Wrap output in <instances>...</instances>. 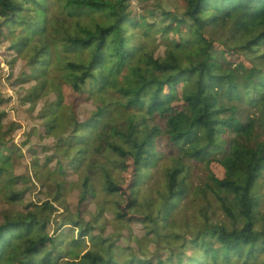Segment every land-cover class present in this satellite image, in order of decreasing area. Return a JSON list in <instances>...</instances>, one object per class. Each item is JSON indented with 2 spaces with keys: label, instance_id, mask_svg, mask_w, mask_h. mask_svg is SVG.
I'll return each instance as SVG.
<instances>
[{
  "label": "trees",
  "instance_id": "trees-1",
  "mask_svg": "<svg viewBox=\"0 0 264 264\" xmlns=\"http://www.w3.org/2000/svg\"><path fill=\"white\" fill-rule=\"evenodd\" d=\"M248 1L0 0L7 81L18 58H36L33 73L10 86L33 119L26 142L49 151L57 143L67 160L62 175L50 165L53 153L38 163L32 151L7 146L20 127L0 90V264H264V0ZM85 12L111 21L70 30L60 17ZM84 91L96 106L80 118ZM65 104L69 113L60 114ZM112 148L123 180L118 218L170 248L155 262L122 261V245L86 238L80 209L65 222L55 218L54 204L79 179L95 192L97 160ZM158 168L155 188L139 202ZM34 177L49 194L44 205L27 192ZM185 201L198 213L196 228L177 223V214L189 218ZM91 242L103 250L83 252Z\"/></svg>",
  "mask_w": 264,
  "mask_h": 264
},
{
  "label": "rangeland",
  "instance_id": "rangeland-1",
  "mask_svg": "<svg viewBox=\"0 0 264 264\" xmlns=\"http://www.w3.org/2000/svg\"><path fill=\"white\" fill-rule=\"evenodd\" d=\"M237 6H247L249 5L248 0H235ZM164 4V3H163ZM264 9V7H263ZM167 10H171L170 7ZM88 11V10H86ZM61 19L63 23L70 29H74L76 25L81 26H91L93 24L104 25L111 21L110 17L105 12L99 13H89L85 12L80 17H70L66 14H62ZM7 56L4 54V50L0 48V90L3 97H11L12 103L8 105L5 109L7 110L12 119L19 125L20 129L18 134L14 137V140L9 142L7 146H11L14 149L21 148L23 151H32L31 156L36 157L38 163L44 161L45 155L53 153V159L51 166H53L58 172L63 175L61 171L63 165L66 163V159L59 157V151L55 148L57 143L51 145V151L47 148L39 147L38 142H31L27 144L26 139L28 134L33 127V119L31 115H25L18 107L16 103L15 96L10 86L17 79L21 73L32 74L34 71L36 58L33 55H22L17 59L15 65L13 66L14 80L7 81V78L10 74L8 68ZM38 60V59H37ZM48 97L51 99H56V95L53 89H49ZM80 101L79 107V116H88L95 109V104L90 103L87 100L85 91L78 96ZM69 108L65 104L60 108V114H68ZM79 137V136H77ZM76 137V139H77ZM75 139L73 136L71 142ZM75 142V141H74ZM75 144V143H74ZM33 147H36V152L33 150ZM119 159V152L115 149H109L104 153V156L97 160L96 168V177H95V192H89L86 187L83 185L84 180L79 179L73 186L72 192L61 200L60 204H54L55 209L58 213L55 215V218L61 222L66 221L71 218V214L74 211H81L80 222L86 227V238L89 239L92 236L99 238V240H104V245L120 244L126 248L123 253H120V258L122 261L129 259L131 256L139 259H148L155 262L159 256L165 253L170 252V248L161 241L155 238L153 233H148L145 226L139 223H128L124 220L118 218V205L123 203V197L120 195L119 188L121 182L123 181L119 175V172L112 167V163ZM30 170L33 172L35 170L34 164L30 163ZM107 172L109 176L106 178L104 172ZM18 172H15V175H18ZM161 175V169L158 168L150 177L145 185L139 188L138 200L142 202L149 195L150 191L155 188L156 182L158 181ZM30 190H27L32 200L38 204L42 205L47 201L46 197H49L47 194L46 186H43L35 177L32 179L31 183L27 185ZM199 203L202 200H198ZM44 205V204H43ZM183 207L188 208L189 212L188 219H185L184 214H177V223L179 226L188 227H198L199 217L196 210H192V204L189 201L183 202ZM211 211L214 213L215 219L223 224L227 223V219L222 212L221 205L215 201H210ZM46 213L49 211V208H46ZM48 212V213H49ZM40 215L41 209L38 211ZM94 245V246H93ZM104 246L99 245L97 242L86 244L85 247H82L83 252H89L91 255L97 254L98 251L103 250ZM69 253V249H63L61 251L62 255Z\"/></svg>",
  "mask_w": 264,
  "mask_h": 264
}]
</instances>
